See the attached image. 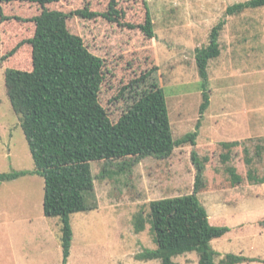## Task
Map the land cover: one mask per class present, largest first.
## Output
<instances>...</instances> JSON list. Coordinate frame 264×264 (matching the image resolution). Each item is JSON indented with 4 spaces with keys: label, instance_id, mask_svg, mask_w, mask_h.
I'll return each instance as SVG.
<instances>
[{
    "label": "rangeland",
    "instance_id": "rangeland-1",
    "mask_svg": "<svg viewBox=\"0 0 264 264\" xmlns=\"http://www.w3.org/2000/svg\"><path fill=\"white\" fill-rule=\"evenodd\" d=\"M110 1L59 0L51 9L68 12L88 7L103 13ZM116 1L123 24H141L146 4L155 39L148 40L138 29L129 30L100 17L89 21L78 18L68 24L88 51L104 62L99 99L115 130L121 134L127 126L138 124L128 118L129 113L149 98L148 82L156 81L159 75L173 138L194 131L200 119L199 135L195 146L176 148L163 160L146 157L122 173L114 166L103 176L104 162L93 163L97 209L70 216L72 240L67 264H160L158 260H135L136 254L154 249L155 244L150 226L136 234L132 220L140 210L148 212L152 201L192 192L196 174L193 152L204 166L207 189L199 197L207 206L212 201L213 207L220 206L217 198H224L229 178L219 162L218 143L238 141L231 162L237 173L244 177L252 170L264 177V153L256 155L257 147L264 146V6L227 17L219 38L220 56L208 66L210 104L201 117V79L195 50L209 43L211 29L224 17L228 6L247 0ZM37 10L28 3L2 6L5 16L21 20L0 23V174H28L0 185V264H61L62 260L60 221L43 215L44 182L31 174L33 161L4 86L6 69L32 70V48L25 44L14 56L1 60L17 44L33 37L34 23L24 20L35 16ZM154 66L159 71L150 81L123 92L124 86ZM227 192L241 199L236 206L229 205L237 215L225 225L233 229L212 242V248L220 254L215 262L226 254H235L259 261L250 264H264V228L260 226L264 220V185L247 183ZM234 193L226 198H233ZM237 223L240 229L236 230ZM174 262L198 264L195 253L178 256Z\"/></svg>",
    "mask_w": 264,
    "mask_h": 264
},
{
    "label": "trees",
    "instance_id": "trees-1",
    "mask_svg": "<svg viewBox=\"0 0 264 264\" xmlns=\"http://www.w3.org/2000/svg\"><path fill=\"white\" fill-rule=\"evenodd\" d=\"M58 1L0 0V23L21 20L5 16L3 5L28 3L38 9L35 16L24 20L34 23L33 37L17 44L1 60L14 56L25 44L32 48V70L6 69L4 86L11 108L19 117L33 161L31 174L41 177L44 182L43 215L59 218L61 264H67L72 240L70 216L97 209L91 165L103 161L105 176L109 173L107 168L115 166L117 172L122 173L146 157L166 159L176 148L196 145L201 120L197 121L194 131L179 139L173 138L159 75L156 81L148 82L159 71L154 66V69L143 72L138 79L122 88L124 92L146 81L151 87L149 98L142 106L128 112V118L138 124L127 126L125 132L119 134L100 104L104 62L88 51L82 38L71 31L68 24L78 18L89 21L100 17L129 30L138 29L145 38L153 40L156 36L149 8L145 4L143 22L134 25L119 22L123 14L117 9L116 0H111L103 13L91 11L88 7L68 12L51 9ZM263 6L264 0H247L228 6L224 17L211 29L209 43L195 50L201 79V117L210 104L208 66L210 61L220 56L219 38L227 24V17L239 16ZM238 146L237 141L218 143L221 150L219 162L229 176L224 188L242 187L247 183L264 184V177L256 176L252 170H248L244 177L237 173L231 162L233 150ZM262 152L264 146H258L257 157ZM191 159L196 174L190 194L152 201L148 212L140 210L134 215V232L141 233L149 225L155 244L154 249L136 254L135 260L177 264L174 262L176 257L195 253L198 264L259 262L235 254H226L218 263L215 262L220 254L212 248L211 242L229 233L230 228L210 224L208 213L199 199L200 193L207 189L204 166L194 152ZM247 162L250 163V160ZM27 174V171L0 174V185ZM260 226L264 228V220Z\"/></svg>",
    "mask_w": 264,
    "mask_h": 264
},
{
    "label": "crops",
    "instance_id": "crops-1",
    "mask_svg": "<svg viewBox=\"0 0 264 264\" xmlns=\"http://www.w3.org/2000/svg\"><path fill=\"white\" fill-rule=\"evenodd\" d=\"M225 142H234V141H225ZM238 142V141H237ZM262 185H264V184H262ZM261 185V186H262ZM260 186V185H259ZM237 188H239V187H235V188H231L230 190H233V191H235V189H237ZM228 189V188H227ZM227 189H225L226 191H229V189L227 190ZM225 191V192H226ZM225 192H223L224 193V198H217V201H219L218 203L220 204V206L218 207V206H214L213 207V205H211V204H215V201H212V203H210V202H208V206L205 204V203H203L202 201H201V203L203 204V206L205 207V209H206V211H207V213H208V216H209V222H210V224L211 225H214V226H218V225H221V224H223V225H225V224H229V223H227L228 222V220L230 219V217H235L236 215H237V213H236V211L234 210L233 212L230 210V206H236V204L239 202V200L241 199V196H237V194L236 193H234V192H227V193H225ZM231 193H234L233 194V198H226V195L228 194H231ZM200 196V195H199ZM238 197V199H236V198H234V197ZM199 199H200V197H199ZM229 201H232V202H229ZM229 202V203H228ZM218 203H217V205H218ZM230 203H232V204H230ZM230 205V206H229ZM230 211V212H229ZM210 212H214V213H219V215H217V216H212L211 214H210ZM226 218V219H225ZM225 226H227L228 227V225H225ZM239 226H240V223H237V224H235L234 225V228L237 230V228L238 229H240L239 228ZM230 228V230H232L233 229V227H229ZM228 234V233H227ZM225 236V235H224ZM214 241V240H213ZM212 241V242H213ZM212 242H211V245H212ZM217 252V251H216ZM219 253V252H218ZM246 258H250V259H256V258H254V257H246ZM243 264H250V263H243Z\"/></svg>",
    "mask_w": 264,
    "mask_h": 264
}]
</instances>
